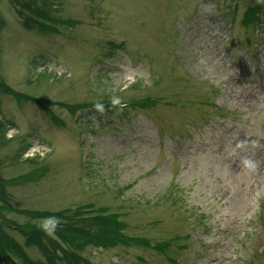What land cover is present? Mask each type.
<instances>
[{
  "label": "rangeland",
  "instance_id": "obj_1",
  "mask_svg": "<svg viewBox=\"0 0 264 264\" xmlns=\"http://www.w3.org/2000/svg\"><path fill=\"white\" fill-rule=\"evenodd\" d=\"M9 3L0 243L33 264H75L57 233L42 232L45 246L24 234L70 221L92 231L102 216L147 245L77 252L93 264H172L157 242L176 264H264V0H63L78 24L62 35L22 28ZM147 98L106 115L61 105Z\"/></svg>",
  "mask_w": 264,
  "mask_h": 264
},
{
  "label": "trees",
  "instance_id": "obj_2",
  "mask_svg": "<svg viewBox=\"0 0 264 264\" xmlns=\"http://www.w3.org/2000/svg\"><path fill=\"white\" fill-rule=\"evenodd\" d=\"M49 0H10L11 4L19 14V16L23 19V23L26 27L35 28L38 32L41 33H58V29L65 25L73 24L75 21L72 19H63L61 18L58 13L59 9H57L58 6L62 5V0H59L61 2H58L57 0L54 1L52 5V9L54 11V18L51 15V11L49 10L50 3ZM258 5H254V8H256ZM9 92V91H8ZM7 207V206H6ZM9 208V207H8ZM45 216V215H44ZM100 217V216H99ZM1 218V215H0ZM43 218V217H42ZM102 227L100 229H93L90 231V229L87 230H81L77 228L71 221L63 224H59V226L54 227V225H51L50 227H47L46 225H42L37 227V232L35 233V237L30 238L26 237L24 234V237L26 239V242H30V244L35 245V240L37 239L38 242L41 241L42 245L45 246L43 240L45 239L47 241V244L49 245L50 240L52 239L49 236H43L42 230L43 228L49 229L50 232H55L60 238H74L75 241H89L94 243H99L100 245H106L109 243L107 241L109 238H115L114 231L111 230V227L113 226V221L111 222L110 218H103L100 217ZM15 227V226H14ZM19 227V226H18ZM17 230V227H15ZM19 230V228H18ZM20 231V230H19ZM90 231V232H89ZM21 232V231H20ZM41 236V237H40ZM43 236V237H42ZM17 244L14 241H5L0 243V264H4V255L6 252L16 251L17 254L22 257L27 264H33L31 261L25 257L24 253L20 248H16ZM48 249H51L53 254L56 255V246H49ZM57 256V255H56ZM50 260H54V257H49ZM66 257L64 256L62 260L63 261ZM74 258V257H73ZM79 260V261H78ZM75 259V264H81V260L78 258ZM56 264V263H54ZM70 264V263H66Z\"/></svg>",
  "mask_w": 264,
  "mask_h": 264
}]
</instances>
